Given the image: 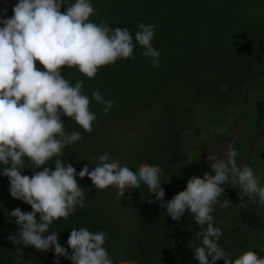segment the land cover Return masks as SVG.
<instances>
[{
  "label": "trees",
  "instance_id": "obj_1",
  "mask_svg": "<svg viewBox=\"0 0 264 264\" xmlns=\"http://www.w3.org/2000/svg\"><path fill=\"white\" fill-rule=\"evenodd\" d=\"M74 2L65 0V6ZM16 3L18 0H7L0 12L6 9L5 15L11 17ZM90 3L95 9L90 21L129 29L135 45L132 59H117L99 68L91 79L76 68H64L61 74L73 86L82 80L83 94L91 97L99 91L117 106L105 114L102 105L90 103V111L96 114L91 133L61 116L66 133L79 131L82 138L40 169L28 168L25 159L22 174L31 176L44 167L54 169L56 159L71 163L77 173L85 165L91 170L99 155L109 153L111 159L134 171L142 163L159 166L167 202L185 189L192 175L214 174L210 168L214 161H207L208 155L227 159L226 155L217 156L218 146L233 127V112L242 102L243 86L247 84L242 117L247 115L251 98L254 96L257 102L263 95L264 0ZM142 22L156 26L151 43L160 52L158 67L142 55L143 48L134 39ZM36 66L42 70L38 61ZM222 85H227L226 91L220 90ZM240 161L237 156L238 165ZM3 167L0 165V172ZM76 179L84 190L87 207L77 206L67 219L55 220L47 233L56 231L62 246L67 247L73 228L84 227L106 234L104 247L115 264H199L193 257V245L201 244L197 235L201 227L188 210L174 221L143 184L139 189H125L124 196H119L114 185L98 190L87 177ZM223 187L225 193L211 213L214 226L222 231L219 246L232 259L246 251L264 258V231L235 205L230 185ZM224 201H228L227 207H221ZM17 207L31 211L30 205L11 197L8 178L0 175V264H55L57 259L59 264H71L64 257H56L54 250L41 252L8 240L18 230L10 215ZM17 247H21L20 252L15 251ZM215 264L224 261L219 259Z\"/></svg>",
  "mask_w": 264,
  "mask_h": 264
},
{
  "label": "clouds",
  "instance_id": "obj_2",
  "mask_svg": "<svg viewBox=\"0 0 264 264\" xmlns=\"http://www.w3.org/2000/svg\"><path fill=\"white\" fill-rule=\"evenodd\" d=\"M5 13L6 9L0 12V165L4 166L0 175L8 178L11 197L31 206L30 212L18 207L10 212L18 226L17 232L8 236L11 243L41 252L54 250L56 257H64L71 264H115L104 247L107 237L103 231L73 228L67 247L58 242L56 231L47 234L55 220L67 219L77 206L87 207L84 190L77 183L79 176L90 179L98 190L114 185L119 196H124L125 189H139L143 184L174 221L188 210L201 227L197 234L201 244L193 245V257L199 264H215L219 259L224 264H264V258L254 251L232 259L218 244L222 231L214 226L211 213L225 193L223 185L237 187L240 200L246 196L255 201L258 197L264 204V186H260L253 168L237 164L239 153L230 145L227 159L206 157L214 161L210 165L214 174L192 175L185 189L167 202L159 166L142 163L134 171L111 159L109 153L99 155L91 170L85 165L77 173L71 163L56 159L54 169L44 167L31 176L23 175L25 159L28 168L40 169L82 138L79 131L66 133L61 116L91 133L96 114L90 111V103L102 105L105 114L117 106L99 91L91 97L83 94V81L77 80L73 86L61 74L62 69L76 68L91 79L99 68L117 59H132L135 45L127 27L90 21L95 14L90 0H75L67 6L65 0H18L11 17ZM155 27L140 23L134 39L143 48L142 55L158 67L160 52L151 43ZM37 61L42 70L36 66ZM220 90L226 91L227 85ZM227 206L228 201L221 204ZM20 248L15 251L20 252ZM55 264H59L58 259Z\"/></svg>",
  "mask_w": 264,
  "mask_h": 264
},
{
  "label": "flooded vegetation",
  "instance_id": "obj_3",
  "mask_svg": "<svg viewBox=\"0 0 264 264\" xmlns=\"http://www.w3.org/2000/svg\"><path fill=\"white\" fill-rule=\"evenodd\" d=\"M262 93L263 95L261 96L260 101L256 102V98L254 96L251 98L252 102L249 109L245 111V113H247V115L245 114L246 117H242L243 110L245 109L244 105L241 112L240 124L236 115L237 110L233 112L235 117L234 124H232L233 127L229 128L230 132L227 136L220 139L218 146V151L220 153L222 152L220 149L222 145L228 144V146L231 145V147L236 149V151L238 149V156L241 157L239 165H241L245 155L253 144V141L258 138L253 146V150L250 153L246 165L254 169V174L259 180L260 186H264V87L262 88ZM243 147L245 150H242ZM234 201L235 205L243 209L246 217L250 219V206L248 201L245 199L240 200V198L238 199L235 195ZM252 211L258 222L264 224V204L259 202L258 197L255 201L252 200Z\"/></svg>",
  "mask_w": 264,
  "mask_h": 264
},
{
  "label": "water",
  "instance_id": "obj_4",
  "mask_svg": "<svg viewBox=\"0 0 264 264\" xmlns=\"http://www.w3.org/2000/svg\"><path fill=\"white\" fill-rule=\"evenodd\" d=\"M1 1H3V0H0V2H1ZM246 86H247V84H245V85L243 86V91H242L243 98H242V102H241L239 108L237 109V113H236L237 118H238V121H239V124H240L241 112H242V110H243V108H244L245 99H246ZM240 127H241V125H240ZM240 127H239V129H240ZM257 139H258V138H256V139L253 141V144H252L251 147L249 148V150H248L247 154L245 155V158L243 159L241 165H246V162H247V160H248V158H249V156H250V153H251L252 150H253V146L255 145ZM230 146H231V145H230ZM230 188H231L232 191L234 192V195L239 199V197L237 196V193H238L239 189H238L237 187H235V186H232V185H230ZM244 199L247 200L248 203H249V206H250L249 216H250V219H251L252 223H253L257 228H259L260 230H263V231H264V224H261V223L258 222V220L256 219V217H255V215H254V213H253V211H252V200H249L248 197H246V196L244 197Z\"/></svg>",
  "mask_w": 264,
  "mask_h": 264
},
{
  "label": "rangeland",
  "instance_id": "obj_5",
  "mask_svg": "<svg viewBox=\"0 0 264 264\" xmlns=\"http://www.w3.org/2000/svg\"><path fill=\"white\" fill-rule=\"evenodd\" d=\"M6 1H7V0H4V1H1V2H0V5H1L0 8L2 7V5H3ZM209 132H210V131H209ZM211 140H212V139H211ZM211 140H209V141H211ZM221 145H222V144H221ZM227 148H228V144H227V145H222V146L220 147V149H221L222 152H221V153L219 152L220 155L217 153V156H218V157H223V156H225L224 153L227 151Z\"/></svg>",
  "mask_w": 264,
  "mask_h": 264
}]
</instances>
